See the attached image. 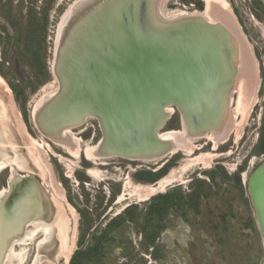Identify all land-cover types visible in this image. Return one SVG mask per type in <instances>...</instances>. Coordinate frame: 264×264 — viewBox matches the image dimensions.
I'll use <instances>...</instances> for the list:
<instances>
[{
  "label": "rangeland",
  "instance_id": "374dc122",
  "mask_svg": "<svg viewBox=\"0 0 264 264\" xmlns=\"http://www.w3.org/2000/svg\"><path fill=\"white\" fill-rule=\"evenodd\" d=\"M79 1L0 0V77L10 92L8 93L10 119L7 123L8 135L4 141L14 139V142H18V152L22 155H27L32 145L40 150L47 167L45 173L47 179H51L54 186H57L66 207L68 209L72 207L77 217L74 227V248L68 261L59 254L56 237L45 245L38 246L41 234L25 244L16 245L17 252L23 251L20 257L22 261H18V258L12 261L18 264H69L73 254L79 249V242L84 241V245L91 243L92 235H100L113 217L127 206L137 204V209H132L128 215L139 219L137 223L124 225V230L119 236L120 243L115 245L117 248L114 252L113 248L109 252L108 264H118L128 259H132V264H264L263 241L247 192L250 175L264 162V153L254 152L264 128L262 2L209 0L212 2L209 9L207 0L161 2L160 13L166 18L172 19L174 15L175 19L185 14L193 15L199 12L204 18L207 14L209 18L213 16L216 21L213 17L211 18L213 20H209L208 17L205 19L216 23L222 16L227 17L229 21L231 17L242 43L246 44L243 50L248 52L251 59L249 67L252 70L251 77L246 76L244 79L245 101L240 104L241 110L237 105L240 98L238 89L231 94L227 136L216 147L207 138L211 133L193 140L182 137L180 141L183 143H180L179 152L160 161L146 162L120 157L95 159L98 156L97 143L101 138V132L93 118H87L84 123L64 130L67 133L62 134V138L72 145V150L77 146L78 151L76 149L73 151L77 156L72 152L70 154L53 139L54 137H51L52 141L50 136L47 139L35 127L33 120L35 110L58 88L51 68L57 37L62 32L66 20L64 15L65 13L67 15L74 6L72 4ZM213 2L216 3V7ZM200 3L202 9L199 8ZM220 5L225 9V13ZM255 9L262 13L257 16ZM13 88L22 94L17 97ZM245 107H250L247 114ZM167 111L172 112V109ZM17 127L24 135L20 143L17 140L22 136ZM172 130H175L171 132L174 136H178L175 135L177 131L182 133L181 117L176 109L160 132ZM71 136L73 138L70 139ZM187 146H190L189 149ZM87 151L90 152L91 158L87 157ZM199 156L204 160L192 162ZM243 165L244 169L238 173ZM28 167L31 173L16 170L14 175H31L36 178L39 185L43 184L40 169L30 163ZM144 172L158 176L154 181L141 180L143 177L140 174ZM170 174L180 178L165 184L143 200L139 198L140 190L155 185L157 181ZM11 176V168L0 172V192L7 189ZM42 189L45 192L44 188ZM44 195H47L46 192ZM166 195L168 199L165 202V209L159 220L157 218L160 231L155 237L156 243L151 257L145 253V247H141V243L145 241L142 218L148 205L154 202L157 196ZM47 200L49 203V197ZM52 209L50 208L52 215L50 213L48 215L54 219Z\"/></svg>",
  "mask_w": 264,
  "mask_h": 264
},
{
  "label": "water",
  "instance_id": "95a60500",
  "mask_svg": "<svg viewBox=\"0 0 264 264\" xmlns=\"http://www.w3.org/2000/svg\"><path fill=\"white\" fill-rule=\"evenodd\" d=\"M161 2L83 0L69 13L51 68L58 88L33 115L43 136L60 138L64 130L93 118L101 132L99 158L156 162L179 152L176 142L164 136L175 130L160 132L174 109L187 139L225 136L238 76V42L224 25L208 22L199 12L163 17ZM13 176L7 184L10 196L32 186L44 197L34 176ZM247 192L264 248V162L250 175ZM41 201V215L16 214L15 204L0 205L7 228L18 223L0 235V264L8 240L20 237L35 216L50 213V205Z\"/></svg>",
  "mask_w": 264,
  "mask_h": 264
},
{
  "label": "bare ground",
  "instance_id": "6f19581e",
  "mask_svg": "<svg viewBox=\"0 0 264 264\" xmlns=\"http://www.w3.org/2000/svg\"><path fill=\"white\" fill-rule=\"evenodd\" d=\"M82 1L83 0H80L79 2L81 3ZM79 2H77L76 4H72V5H74L72 7L70 5L71 8L68 11V14L66 15V13H65V15H64V17H66V19H67V16L69 15V13H71L75 8H77L79 6L78 5V4H80ZM206 2H207V8L209 9L212 2H210L209 0H207ZM217 2H218V0H217ZM213 3H214V7H216L217 6L216 3L215 2H213ZM220 8H221V5H220ZM214 9H216V8H214ZM222 10H224L223 13H225V9L223 8ZM214 12H216V11H214ZM211 14H212V10H211ZM227 14H229V13H227ZM179 15L181 16V13H179ZM207 15H205V16L208 17L209 15L208 16ZM173 16H172V19H174ZM229 16H230V14H229ZM211 18H209V20ZM220 18L218 19L220 24L224 25L233 34V36L235 37V39L237 40L238 45H239V58L237 60V62H238V76H237V82H235V87H234L233 91H235L237 89L239 91V97L240 98H239V104H237V105L240 108V104H243L244 103L243 101H245V90H246L245 84H246V81L244 79L246 76L251 77L250 70H252V68L250 69V67H249V62H250L249 60H251V59H249L248 52L247 51L245 52V49L243 50V47L246 44L242 43L241 36L239 34L238 29L235 28L231 22V21H233V20H231V17L229 18L230 21L225 16H222L221 20H220ZM213 19H214V17H213ZM213 19H211V20H213ZM61 27H62V25H61ZM241 74H243V75L241 76ZM8 93H10L8 86L6 85L4 80L0 77V172L5 171L7 168H11V173L13 176L14 171H16V170L17 171L22 170L25 172L29 171V170L31 171V169L28 167L29 163H30L32 166L40 169L39 171H41L40 174H41V177L43 178V184L40 185V188L41 189L44 188L47 195H44L45 192L43 191V195H44L43 198L37 196V194L35 193V189L32 186L31 187L28 186L27 188H25L23 190L20 189V188H22V187H20V188L16 189L11 196L9 195V189H5L3 192H0V205L4 204V202L7 203V205H6L7 207H9L10 205L13 206L15 204V206H13V207L15 208L16 214L21 213L23 210H25L26 212H27V210H29V211H32L34 213L36 212L38 215H41L42 211L40 208H42V207L38 201H40L42 199L41 202L45 201V202H47L46 204L50 203L51 208H53L52 211L54 214V219L53 218L51 219L49 217V215H47V214H46L47 216L45 218H41L38 215H37L38 217L35 216L34 219H32L29 223L26 224V227L24 229V233L22 234V236L13 237V238H10L8 240L7 248H6L5 254L3 255V259H2V264H18L16 262L12 261L15 258H18V261L21 262L22 258H20V257L22 255L23 251L21 250L20 252H17L15 250V246L27 243L28 241L32 240L38 234L42 235L41 236L42 238L37 243L38 246L45 245L46 243L50 242L52 239H55V237H56L58 240V243H59L58 252H59V254H61V256H63L66 259V261H68L70 254L72 252V248H74L73 247L74 237H75L74 236V229H75L74 227H75L77 217H76V215L74 213V209L72 207L70 209H68V207H66L65 201L63 202V200L61 199L62 196H61L59 190L56 188L57 186L56 187L54 186L53 181L51 179L50 180L47 179L46 174H45L47 171V167H46V163L44 161V157H42V153L39 152L40 150L36 149L37 147L35 148L32 145V147L29 149V151L27 149L28 154L22 155L18 152V146H19L18 142H14V139H9V140L7 139V142H5L6 141L5 136L8 135L7 134L8 133L7 123H8V119H10V116H9L10 105H9ZM37 108H39V107H37ZM249 108L250 107L246 108L247 109L246 114H247ZM168 110H171V108ZM240 110H241V108H240ZM13 122H14V120H13ZM11 123H12V121H11ZM228 128H229V122H228V119H226V126L224 129L225 136L224 135L219 136L218 134L217 135L210 134L207 137L208 140L212 141L214 143V146L216 147L217 144L227 136ZM17 129H19V127H17ZM68 130H70V129H68ZM177 132H176V134L174 132V134L178 135V136H174L173 133L171 134V132H170V134L168 133V134H165L164 136L178 141V142H176V145H177L176 149L180 150L181 149L180 143H183L180 140L183 139L182 137L186 138L187 136H186V133H184L183 131H182V133H177ZM19 133L22 137L18 138L17 141H19V143H20V141H23L21 139L24 138V135L20 129H19ZM65 133H67V132H64V134ZM68 134H69V132H68ZM9 135L11 136V134H9ZM10 136H9V138H10ZM179 136H180V138H179ZM69 138L71 139L73 137L71 136ZM53 139L56 142H58L59 144H61L63 146V148L65 147V149H67L68 152H70V154H71V152L73 154V151L77 148V146H76V148H74L75 147L74 146L73 150H72V148H71L72 145L70 146V144L67 141H65V139H63L62 137L61 138L54 137ZM73 141H74V139H73ZM33 143H36V142H33ZM23 144L24 143H22V145ZM76 145H77V142H76ZM36 146H37V144H36ZM184 146H186V145H184ZM188 147H190V146H187V148ZM191 147H192V145H191ZM88 149L90 150V148H88ZM91 149H93V147ZM94 149H96V148H94ZM93 151L94 150H92V152ZM95 152H96V150L94 151V153ZM89 153L90 152L87 151V153H86L87 157L88 156L90 157ZM92 155L93 154L91 153V156ZM74 156H77V154ZM96 157L97 158H95V159H98V156H96ZM90 158H87V159L90 160ZM202 160H204L203 157L199 156V157L194 158L192 162H201ZM48 172H49V170H48ZM49 175H48V177H50ZM15 176H17V175L15 174L13 176V178H18ZM177 178H180V177L175 175V174L167 175L166 177L160 179V181H157V183L155 185H149L146 189H143L142 191L140 190L139 191V198L141 200H143L144 198H146L148 195H150L155 190L162 188L165 184H167L171 181H174ZM31 184H32V182H31ZM47 197H49V199H50L49 203H48ZM48 210L51 211L50 209H48ZM4 212H5L4 209H2L0 212V221L2 222V225H1L2 231L0 232V235L4 231H7V232H8V230L13 231L18 226V223L15 225L13 222L7 228L8 224H6V223L8 221H7V219H5L3 217V214H6V212L5 213ZM1 213H3V214L1 215ZM50 214L52 215L51 212H50Z\"/></svg>",
  "mask_w": 264,
  "mask_h": 264
},
{
  "label": "trees",
  "instance_id": "16d2710c",
  "mask_svg": "<svg viewBox=\"0 0 264 264\" xmlns=\"http://www.w3.org/2000/svg\"><path fill=\"white\" fill-rule=\"evenodd\" d=\"M199 8L202 9V4H199ZM14 89V88H13ZM17 97H19L22 92L14 89ZM256 153H264V128L261 132L260 139L254 149ZM245 165V164H244ZM244 165L241 166L238 173L244 169ZM148 173V174H146ZM143 178L141 180L154 181L157 178V174H151L149 172H144L140 174ZM202 184L204 182L200 181ZM200 183V184H201ZM168 199V195L166 196H157L154 202H151L147 209L145 210V216L143 219V235L145 241L141 243V247H145V253H148L151 257H153L152 251H149L150 248L154 250L156 239L155 237L159 233L157 222L159 220L160 215H162L165 209V202ZM167 204V203H166ZM132 209H137V204L127 206L123 211H121L118 215L113 217L102 230L103 232L100 235H92V242H88L84 245V241L79 242V249L73 254L69 264H108L107 258L109 257V252L112 248L120 243V238L115 237V233H120L123 231V227L128 223H137L139 218H132L128 215L131 213ZM83 217L86 219V216L83 214ZM130 217V218H129ZM129 218V219H127ZM155 218V220H154ZM158 218V220H157ZM119 235V234H118ZM117 236V235H116ZM84 237V236H83ZM84 239V238H83ZM145 243V246L143 244ZM132 259H128L126 262L118 263V264H132Z\"/></svg>",
  "mask_w": 264,
  "mask_h": 264
},
{
  "label": "flooded vegetation",
  "instance_id": "af4514ba",
  "mask_svg": "<svg viewBox=\"0 0 264 264\" xmlns=\"http://www.w3.org/2000/svg\"><path fill=\"white\" fill-rule=\"evenodd\" d=\"M259 1H261L262 2V4L264 5V0H259ZM255 12H256V15L258 16L259 15V13H262V12H259V10H257V9H255ZM119 234V235H118ZM117 235V236H116ZM121 235V233H118V232H116L115 233V237H118V236H120ZM131 242V241H130ZM115 248H117L116 246L113 248V252H114V250H115ZM150 251H153L152 249L150 250Z\"/></svg>",
  "mask_w": 264,
  "mask_h": 264
},
{
  "label": "crops",
  "instance_id": "0c3cea01",
  "mask_svg": "<svg viewBox=\"0 0 264 264\" xmlns=\"http://www.w3.org/2000/svg\"><path fill=\"white\" fill-rule=\"evenodd\" d=\"M152 248H150V250H151Z\"/></svg>",
  "mask_w": 264,
  "mask_h": 264
}]
</instances>
